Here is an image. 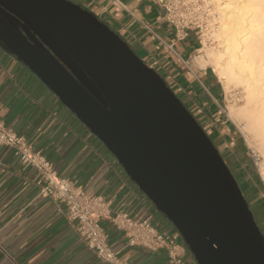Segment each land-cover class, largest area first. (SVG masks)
Returning a JSON list of instances; mask_svg holds the SVG:
<instances>
[{"label":"water","instance_id":"1","mask_svg":"<svg viewBox=\"0 0 264 264\" xmlns=\"http://www.w3.org/2000/svg\"><path fill=\"white\" fill-rule=\"evenodd\" d=\"M0 47L103 143L197 264H264V235L236 178L121 35L69 0H0Z\"/></svg>","mask_w":264,"mask_h":264},{"label":"crops","instance_id":"2","mask_svg":"<svg viewBox=\"0 0 264 264\" xmlns=\"http://www.w3.org/2000/svg\"><path fill=\"white\" fill-rule=\"evenodd\" d=\"M95 14L121 35L186 106L218 108L219 80L207 68L196 75L173 53L189 59L200 44L191 31L176 41L155 0H70ZM173 44L172 49L169 46ZM195 98V99H193ZM183 101V100H182ZM195 102V103H194ZM0 120L44 154L56 172L104 197L114 211L134 220L150 218L186 247L182 264H197L174 226L127 175L117 159L58 97L15 56L0 47ZM224 130L227 121H222ZM42 177L20 161L11 146L0 145V264H105L89 249L65 214V206L38 195ZM252 200L251 202L253 203ZM108 243L129 264H172L165 248L129 246L123 231L102 220Z\"/></svg>","mask_w":264,"mask_h":264},{"label":"built area","instance_id":"3","mask_svg":"<svg viewBox=\"0 0 264 264\" xmlns=\"http://www.w3.org/2000/svg\"><path fill=\"white\" fill-rule=\"evenodd\" d=\"M165 12L164 19L176 31V41L185 40L191 31L199 41L198 51L204 47L217 48V31L220 14L215 0H155ZM173 44L169 46L172 49ZM179 60L187 65L185 59L174 50ZM158 61L150 67L158 65ZM0 145L14 148L24 165L33 167L42 177L38 195L49 198L65 206V214L73 223L85 245L94 251L97 258L105 264H129L108 243V235L101 225L108 220L114 227L124 232L129 246H138L156 251L165 248L172 264H182L186 247L177 242L165 230L155 226L151 219L134 220L124 211H114L111 203L101 195L83 189L75 182L61 177L49 159L35 150L23 136L0 120ZM257 166V164H256ZM264 187V177L260 175Z\"/></svg>","mask_w":264,"mask_h":264},{"label":"bare ground","instance_id":"4","mask_svg":"<svg viewBox=\"0 0 264 264\" xmlns=\"http://www.w3.org/2000/svg\"><path fill=\"white\" fill-rule=\"evenodd\" d=\"M215 1L220 14L219 44L205 49L206 57L196 56L195 61L202 67L213 66L227 90L244 88V105H229L227 112L241 127L248 145L259 152L264 171V0Z\"/></svg>","mask_w":264,"mask_h":264},{"label":"rangeland","instance_id":"5","mask_svg":"<svg viewBox=\"0 0 264 264\" xmlns=\"http://www.w3.org/2000/svg\"><path fill=\"white\" fill-rule=\"evenodd\" d=\"M210 48L211 47H204L202 51L197 50L191 58L185 59L187 65H183L190 69L194 75H196V73H198L201 69H211L220 83L222 91L221 101L218 100V108L216 109L208 108L207 105L202 107L200 103L197 107H195V109L189 107V105L187 107L196 118V120L200 122L201 126L204 128L213 144L219 151L226 165L229 167L232 174L236 178L243 196L249 204V208L254 215V219L260 231L264 235V221H262V219L258 216L255 204L251 202L252 196L250 193V188L252 186H250L249 184H245V181L255 182L257 185L256 187L258 188L256 198L258 199V201H263L264 203V187L260 180V175L264 177V171L259 166V152L248 145L246 136L241 131L242 129H240L241 127L237 126L238 124L228 116L227 112V107L229 105H244L245 91L243 90L244 88L242 86H233L232 90H227L225 88L223 80L220 78L218 73L215 72L213 66H210V64H208L206 67H202L196 64V56L204 55V57H206L205 52ZM168 85L184 102L182 94H179L177 91H175L174 87H172L169 83ZM222 121H227L228 123V126L227 128H225V130V125L221 124Z\"/></svg>","mask_w":264,"mask_h":264},{"label":"trees","instance_id":"6","mask_svg":"<svg viewBox=\"0 0 264 264\" xmlns=\"http://www.w3.org/2000/svg\"><path fill=\"white\" fill-rule=\"evenodd\" d=\"M211 73H213L212 72V70L211 69H208ZM166 81V80H165ZM177 95V94H176ZM178 96V95H177ZM182 101V100H181ZM183 102V101H182ZM184 103V102H183ZM184 105L186 106V104L184 103ZM187 107V106H186ZM188 108V107H187ZM189 110V109H188ZM190 111V110H189ZM198 121V120H197ZM199 124H200V122H199ZM201 125V124H200ZM204 129V128H203ZM226 132V131H225ZM245 184H249L250 186H252L250 189H251V191H250V193H251V196H252V199H251V201L252 200H255V201H253V204H255V206H256V210H257V214H258V216L262 219V221H264V203H263V201H258V199L256 198V196H257V191H258V188L256 187L257 185H256V183L255 182H247V181H245Z\"/></svg>","mask_w":264,"mask_h":264}]
</instances>
